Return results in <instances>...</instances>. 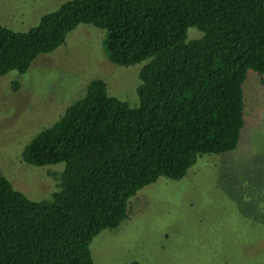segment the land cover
Masks as SVG:
<instances>
[{
    "label": "trees",
    "instance_id": "trees-1",
    "mask_svg": "<svg viewBox=\"0 0 264 264\" xmlns=\"http://www.w3.org/2000/svg\"><path fill=\"white\" fill-rule=\"evenodd\" d=\"M81 24L106 32L113 64L148 61L140 104L130 107L94 79L26 144V164L64 168L43 201L0 174V264H96L93 239L128 218L140 190L237 148L248 71L264 86V0H70L27 32L0 24V77L26 74ZM190 28L202 37L188 40Z\"/></svg>",
    "mask_w": 264,
    "mask_h": 264
},
{
    "label": "rangeland",
    "instance_id": "rangeland-1",
    "mask_svg": "<svg viewBox=\"0 0 264 264\" xmlns=\"http://www.w3.org/2000/svg\"><path fill=\"white\" fill-rule=\"evenodd\" d=\"M68 1L0 0V24L27 32ZM105 34L81 24L26 74L0 77V174L33 201L51 198L52 174L64 165H28L23 149L84 95L90 81H104L111 96L132 108L140 104L139 76L148 61L113 64ZM201 37L198 29L188 30V40ZM243 90L246 124L237 148L199 158L181 180L161 177L140 190L128 218L93 239L96 264H264V86L253 70Z\"/></svg>",
    "mask_w": 264,
    "mask_h": 264
}]
</instances>
